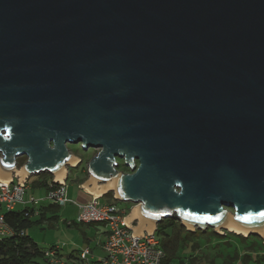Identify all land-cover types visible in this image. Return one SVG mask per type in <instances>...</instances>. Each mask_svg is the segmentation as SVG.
<instances>
[{"label": "water", "instance_id": "95a60500", "mask_svg": "<svg viewBox=\"0 0 264 264\" xmlns=\"http://www.w3.org/2000/svg\"><path fill=\"white\" fill-rule=\"evenodd\" d=\"M69 144L138 237L264 239V0H0V179L67 182Z\"/></svg>", "mask_w": 264, "mask_h": 264}, {"label": "trees", "instance_id": "16d2710c", "mask_svg": "<svg viewBox=\"0 0 264 264\" xmlns=\"http://www.w3.org/2000/svg\"><path fill=\"white\" fill-rule=\"evenodd\" d=\"M23 164L24 162L21 163V165ZM80 168L87 171V166L85 167L81 165L78 169ZM82 173L84 174V172ZM41 177L40 181L35 183V187L45 189L48 193L49 183L52 182L53 177L47 174ZM83 183L84 181L79 183V185ZM102 198H109L111 200L105 202L116 205V200L111 193ZM60 210L61 206L51 202L50 204L43 203L38 208L26 206L23 207V209L18 208L14 211L5 212L6 220L12 227L14 234L8 238L0 240V264H49L46 252L57 245H52L47 249L41 248L28 234V230L35 225L39 226L44 223H50L51 225V223H56ZM78 224L83 223L69 221L68 225L78 226ZM87 225L103 226L105 229L104 234L106 236L107 230L103 224L94 222L88 223ZM22 233L24 234L22 235ZM156 236L158 239L160 238L161 245L166 252L167 264H215L216 259L220 258L223 259V264H235L234 261L241 262L242 264H264V241L259 237H255V240L258 239L257 241L261 243L254 242L250 246L247 244V251L241 256L238 249L234 248L232 242L229 241L230 234L220 236L211 230L205 232H189L180 222L174 219H166L162 221L158 225ZM213 236H217L219 241L220 239L227 240L212 247L208 242L212 240ZM241 238L246 240L244 237ZM248 239L251 238L249 237ZM105 240L100 243L101 248ZM220 245H223L229 250L227 254L224 252L218 253L217 249ZM81 252L82 250H74L69 255L64 256L62 254V248L59 247L58 257L63 264H78L81 260Z\"/></svg>", "mask_w": 264, "mask_h": 264}, {"label": "built area", "instance_id": "2783aa9c", "mask_svg": "<svg viewBox=\"0 0 264 264\" xmlns=\"http://www.w3.org/2000/svg\"><path fill=\"white\" fill-rule=\"evenodd\" d=\"M19 182L16 177L12 178V181L0 179V240L14 234L6 220L5 212L17 210L20 205L24 207L36 205L40 201L34 198L27 200L28 182H23V187ZM81 187L88 193L83 185ZM91 195L90 202L78 205L77 221L83 224L98 222L105 226L106 240L102 244L105 256L96 259L92 249L86 247L80 253L81 260L78 264H167L166 252L156 233L152 235L145 233L144 237L136 236L127 225L125 219L127 215L124 211L112 203L100 202L102 196ZM46 199L61 207L71 202L67 197L66 182L57 183L53 179L49 183ZM59 247L57 245L46 252L49 264H63L58 257Z\"/></svg>", "mask_w": 264, "mask_h": 264}, {"label": "rangeland", "instance_id": "374dc122", "mask_svg": "<svg viewBox=\"0 0 264 264\" xmlns=\"http://www.w3.org/2000/svg\"><path fill=\"white\" fill-rule=\"evenodd\" d=\"M68 148L72 153H74L77 157H79L81 160L84 161L85 164L82 166H87L86 162H89L91 158H93L96 155L95 149H89L88 151H85L82 148V144L72 145L69 144ZM23 160H26L23 159ZM120 163L123 164V160L118 159ZM80 166V165H79ZM78 166V168H79ZM82 168V167H81ZM71 169L70 175L67 180V197L71 201H77L78 205H85L89 202L91 199L90 196L86 195L84 191L82 190L81 185L79 183L87 182V171L82 169ZM84 172V174L82 173ZM46 174H41L37 176H32L29 181V190L27 191V200H31L32 198L36 200H40L36 205H32L36 208H38L41 204H50L51 202L46 199L47 197V190L41 189L38 187H35V183L39 182L42 178L41 176H45ZM48 175V174H47ZM83 183V188L84 187ZM111 199L109 198H102L100 199V202L109 201ZM117 207L126 213L128 216L130 212L132 211L134 205L132 203H124L116 201ZM23 205L19 206V209H23ZM77 211L79 212V207L76 208L72 204H67L61 207L60 212L58 213V220L56 223H44L43 225L39 226H33L28 230V234L32 237V239L43 249H47L51 247L52 245H58L62 249H64V252L70 253L73 250H84L87 246H89L91 249H93V254L96 259L105 256V253L103 252L100 243L105 240V229L103 226L100 225H94L89 226L87 224H78V226H69V221H77ZM133 221V220H132ZM131 221V222H132ZM133 227L138 226L137 221L132 222ZM211 231H213L211 229ZM249 238V237H248ZM246 237V240H243L240 236H235L233 234H230V240L234 246V248L238 249V252L241 256H243L247 251V244L250 246L252 243L257 242L258 239L255 240V237H250L251 239H248ZM160 239V238H159ZM220 239V241L217 239V236H213L212 240L208 243L211 244L212 247H214L216 244L226 241ZM264 241V239H262ZM161 242V240H160ZM264 244V243H263ZM214 249V248H213ZM249 250V249H248ZM218 253H225L229 251L226 247L223 245H220L217 249ZM251 251V250H249ZM253 253V252H252ZM92 256V255H91ZM223 259H216L215 264H223ZM235 264H242L241 262L234 261ZM206 264V263H205ZM212 264V263H210ZM254 264V263H252Z\"/></svg>", "mask_w": 264, "mask_h": 264}, {"label": "flooded vegetation", "instance_id": "af4514ba", "mask_svg": "<svg viewBox=\"0 0 264 264\" xmlns=\"http://www.w3.org/2000/svg\"><path fill=\"white\" fill-rule=\"evenodd\" d=\"M97 152L98 151H96V154H97ZM26 157H22V158H19L18 159V165H19V167L21 166V163H25L26 161H27V158H26V160H23V159H25ZM79 158V157H78ZM81 160V159H80ZM87 163L88 162H86V165H87ZM83 164H85L84 163V161L83 160H81V164H80V166L81 165H83ZM117 164H119V171H122V172H125V173H130V169L129 168H127L125 165H124V161H123V164L122 163H120L119 161H118V159H117ZM79 166V167H80ZM208 230H211V228H209ZM213 230V229H212ZM197 231H199V230H197Z\"/></svg>", "mask_w": 264, "mask_h": 264}, {"label": "crops", "instance_id": "0c3cea01", "mask_svg": "<svg viewBox=\"0 0 264 264\" xmlns=\"http://www.w3.org/2000/svg\"><path fill=\"white\" fill-rule=\"evenodd\" d=\"M88 174V173H87ZM67 183V182H66ZM83 184H81V186H82ZM29 190V189H28ZM83 190V189H82ZM84 191V190H83ZM67 193H68V191H67ZM84 193L86 194V195H88V196H90V200H89V202L92 200V195L90 194V193H86L85 191H84ZM27 196V195H26ZM70 201H71V199H70ZM70 204H72V205H74L76 208H78V202L77 201H71V202H69ZM68 203V204H69ZM87 204V203H86ZM67 205V204H66ZM82 205V204H81ZM77 214H78V211H77ZM105 235V234H104ZM105 239H106V236H105ZM102 243V242H101ZM74 251V250H73ZM71 253V252H70ZM70 253H67V252H64V249H62V254L64 255V256H66V255H69ZM64 259H65V257H64Z\"/></svg>", "mask_w": 264, "mask_h": 264}, {"label": "bare ground", "instance_id": "6f19581e", "mask_svg": "<svg viewBox=\"0 0 264 264\" xmlns=\"http://www.w3.org/2000/svg\"><path fill=\"white\" fill-rule=\"evenodd\" d=\"M84 187H85V190H86L88 193L93 194V195H95V196H97V197L103 195V194L97 193V192H95V191L89 189V188H92V187H89V186L86 187L85 185H84ZM134 220H135V219H134ZM134 220H133V221H134ZM133 221H132V222H133ZM132 222H130V224H131Z\"/></svg>", "mask_w": 264, "mask_h": 264}]
</instances>
